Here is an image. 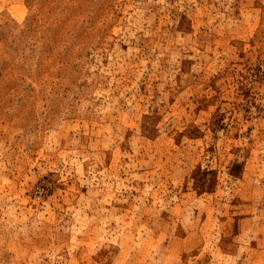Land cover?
<instances>
[{
	"label": "rangeland",
	"instance_id": "obj_1",
	"mask_svg": "<svg viewBox=\"0 0 264 264\" xmlns=\"http://www.w3.org/2000/svg\"><path fill=\"white\" fill-rule=\"evenodd\" d=\"M0 264H264V0H0Z\"/></svg>",
	"mask_w": 264,
	"mask_h": 264
}]
</instances>
